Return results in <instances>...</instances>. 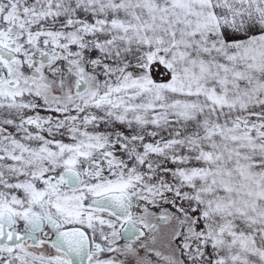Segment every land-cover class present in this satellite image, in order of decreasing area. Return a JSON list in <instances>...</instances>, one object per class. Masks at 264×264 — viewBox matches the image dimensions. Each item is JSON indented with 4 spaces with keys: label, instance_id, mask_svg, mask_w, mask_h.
I'll return each instance as SVG.
<instances>
[{
    "label": "snow or ice",
    "instance_id": "6c2138e0",
    "mask_svg": "<svg viewBox=\"0 0 264 264\" xmlns=\"http://www.w3.org/2000/svg\"><path fill=\"white\" fill-rule=\"evenodd\" d=\"M0 264H264V0H0Z\"/></svg>",
    "mask_w": 264,
    "mask_h": 264
}]
</instances>
